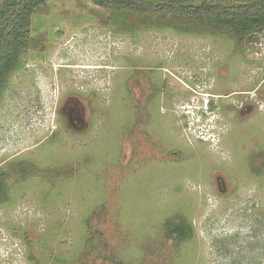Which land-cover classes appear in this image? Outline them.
<instances>
[{
	"label": "rangeland",
	"instance_id": "obj_1",
	"mask_svg": "<svg viewBox=\"0 0 264 264\" xmlns=\"http://www.w3.org/2000/svg\"><path fill=\"white\" fill-rule=\"evenodd\" d=\"M112 19L33 15L0 101V264H264V31Z\"/></svg>",
	"mask_w": 264,
	"mask_h": 264
},
{
	"label": "trees",
	"instance_id": "obj_2",
	"mask_svg": "<svg viewBox=\"0 0 264 264\" xmlns=\"http://www.w3.org/2000/svg\"><path fill=\"white\" fill-rule=\"evenodd\" d=\"M112 10L117 26L134 31L135 19L141 26L162 23L179 31L212 33L229 36L242 43L264 31V0L228 2L201 0H92ZM47 0H3L0 5V101L11 77L21 66V58L29 48L32 18ZM5 175L0 174V202L6 199ZM169 235L186 240L192 228L184 218L168 228Z\"/></svg>",
	"mask_w": 264,
	"mask_h": 264
},
{
	"label": "clouds",
	"instance_id": "obj_3",
	"mask_svg": "<svg viewBox=\"0 0 264 264\" xmlns=\"http://www.w3.org/2000/svg\"><path fill=\"white\" fill-rule=\"evenodd\" d=\"M200 107L197 108V110H199V113L204 114L207 113L208 111H210L209 105L207 103H204V101L202 100L201 103L199 104ZM203 105V106H202ZM196 108V107H195ZM208 117V116H207ZM206 117V118H207Z\"/></svg>",
	"mask_w": 264,
	"mask_h": 264
}]
</instances>
